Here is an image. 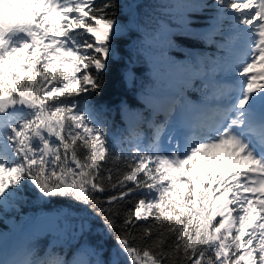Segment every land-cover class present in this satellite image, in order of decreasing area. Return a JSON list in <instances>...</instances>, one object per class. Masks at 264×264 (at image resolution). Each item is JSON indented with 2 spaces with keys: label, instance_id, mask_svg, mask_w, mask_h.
<instances>
[{
  "label": "snow or ice",
  "instance_id": "snow-or-ice-1",
  "mask_svg": "<svg viewBox=\"0 0 264 264\" xmlns=\"http://www.w3.org/2000/svg\"><path fill=\"white\" fill-rule=\"evenodd\" d=\"M153 6L148 111L110 138L90 97L123 30L118 0H0V205L62 198L47 226L75 242L72 259L29 248L0 264H264V0ZM198 41L225 54L168 55Z\"/></svg>",
  "mask_w": 264,
  "mask_h": 264
},
{
  "label": "trees",
  "instance_id": "trees-1",
  "mask_svg": "<svg viewBox=\"0 0 264 264\" xmlns=\"http://www.w3.org/2000/svg\"><path fill=\"white\" fill-rule=\"evenodd\" d=\"M100 2L101 0H97V3ZM156 2L157 0H118L121 7L117 10V16L123 25V30L114 49L117 55L109 61L108 71L104 76L101 91L90 97L91 106L100 112L101 119L106 121L105 130L110 138L114 134H122L129 125L130 117L122 118L124 105L130 114H147L148 110L144 107L145 100L140 99L139 94L145 95L154 84V64L158 50H149L147 45L144 44L141 38L143 35L141 22L146 23L150 17L163 13V9L153 6ZM159 2L163 3L166 0H159ZM187 2L210 4L212 0H187ZM211 15L212 10L205 9L202 13H189V18ZM207 23V20L200 19L193 27L197 31H202L206 29ZM169 26L174 29L180 27L175 21H170ZM174 39L179 43L181 39L187 38L174 37ZM181 47L184 49L183 51L169 50L168 55L178 61H186L189 58L195 59L196 57L215 59L217 56L225 54L217 49L215 43H206L204 41L196 42L194 47H187L186 45H181ZM198 85L199 82H197ZM188 96L189 99L194 101L199 99V93L197 92L190 91ZM108 167H120L123 169L124 165L114 166L109 164ZM108 194L110 193L105 195ZM132 199L134 201L135 198ZM68 206L69 202L62 198L42 199L31 190L22 192L6 206L0 205V248L4 246V236L13 233L20 225L37 218L45 221L47 225V221L50 218L55 217ZM131 206V203L127 201L120 204L122 211ZM71 210L78 212V206H73ZM116 219L117 224H119V217ZM46 225L43 230L28 237L25 245L10 258V261L23 259L24 252L29 248L37 253L51 250L67 259H71L75 251L71 245L75 242L72 241L70 244L66 237ZM107 243L109 247L112 245L111 240ZM91 258L107 260L108 254L104 252L100 256Z\"/></svg>",
  "mask_w": 264,
  "mask_h": 264
},
{
  "label": "bare ground",
  "instance_id": "bare-ground-1",
  "mask_svg": "<svg viewBox=\"0 0 264 264\" xmlns=\"http://www.w3.org/2000/svg\"><path fill=\"white\" fill-rule=\"evenodd\" d=\"M125 106V105H124ZM126 107V106H125ZM127 109V107H126ZM127 112L129 113L128 109ZM31 226L35 228L36 225V220H30L29 221ZM31 227V228H32ZM41 229V228H39ZM25 240L24 234L23 233H18L16 236L12 237L7 241L6 247L3 249V251L0 253V260H7L13 253L14 251L23 244Z\"/></svg>",
  "mask_w": 264,
  "mask_h": 264
},
{
  "label": "rangeland",
  "instance_id": "rangeland-1",
  "mask_svg": "<svg viewBox=\"0 0 264 264\" xmlns=\"http://www.w3.org/2000/svg\"><path fill=\"white\" fill-rule=\"evenodd\" d=\"M132 6H133V4H132ZM116 55H117V54H116L115 51H114V52H113V56H112V58H115ZM139 98L145 100V95H139ZM122 115H123L122 118L130 117V113L127 112V109H126L125 106H123V109H122ZM5 246H6V243H5ZM5 246H4V247H5ZM2 251H3V250H1L0 253H1ZM73 255H74V254H73ZM72 258H73V257H72ZM72 258H71V259H72Z\"/></svg>",
  "mask_w": 264,
  "mask_h": 264
}]
</instances>
